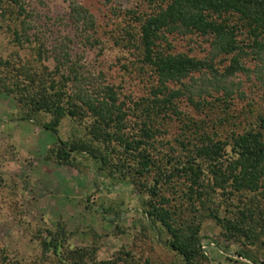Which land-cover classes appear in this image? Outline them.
<instances>
[{
    "label": "trees",
    "instance_id": "obj_1",
    "mask_svg": "<svg viewBox=\"0 0 264 264\" xmlns=\"http://www.w3.org/2000/svg\"><path fill=\"white\" fill-rule=\"evenodd\" d=\"M66 1L75 34L114 62L93 71L73 35L49 47L27 0H0V37L13 46L0 53V95L56 134L45 159L78 171L93 163L130 183L148 219L135 237L150 227L183 264H209L208 221L247 264H264V0H104L103 19ZM65 118L77 126L68 138ZM6 187L0 175V196L22 221ZM27 230L37 253L19 257L0 242V264H153L133 248L101 259L99 234L75 244L63 219Z\"/></svg>",
    "mask_w": 264,
    "mask_h": 264
},
{
    "label": "rangeland",
    "instance_id": "obj_2",
    "mask_svg": "<svg viewBox=\"0 0 264 264\" xmlns=\"http://www.w3.org/2000/svg\"><path fill=\"white\" fill-rule=\"evenodd\" d=\"M35 10V30L47 40L49 47L57 44L66 34L74 36V48L82 55V62L97 72L114 62L115 57L106 52L100 55L90 49L68 24L66 0H27ZM102 19L107 7L104 0H79ZM125 8L131 0H113ZM34 30V31H35ZM12 45L0 37V53H8ZM116 67H113L114 71ZM256 90V89H255ZM258 92V91H257ZM77 126L65 118L60 135L68 138ZM57 139L55 133L43 129L31 120L21 119L14 100L0 95V175L5 178L6 196L14 192L15 199L24 210L22 221L0 196V242L19 257L31 256L38 245L27 230L33 227H54L59 219L75 230V244H90L99 234V258L113 257L121 249L133 248L138 256L150 257L153 264H183L173 251L158 240L156 233L147 227L144 235L135 237L142 226H148L142 209V198L128 182L112 180L98 173L92 163L83 171L45 159L48 147ZM6 197V198H7ZM115 202L120 205L119 215L104 211ZM123 231H119L116 226ZM203 240L210 258L209 264H247L249 259L238 254L240 244L221 236L220 228L206 222ZM213 242L214 244H211ZM236 260H239L236 262ZM261 260V259H260Z\"/></svg>",
    "mask_w": 264,
    "mask_h": 264
},
{
    "label": "built area",
    "instance_id": "obj_3",
    "mask_svg": "<svg viewBox=\"0 0 264 264\" xmlns=\"http://www.w3.org/2000/svg\"><path fill=\"white\" fill-rule=\"evenodd\" d=\"M208 240V239H207ZM207 240H203V247H204V249L206 250V248H207V246H206V244H210V242H207ZM209 240H212L211 238H209ZM208 240V241H209ZM211 244H214L213 242H211Z\"/></svg>",
    "mask_w": 264,
    "mask_h": 264
}]
</instances>
